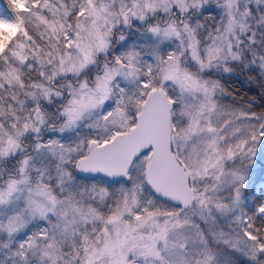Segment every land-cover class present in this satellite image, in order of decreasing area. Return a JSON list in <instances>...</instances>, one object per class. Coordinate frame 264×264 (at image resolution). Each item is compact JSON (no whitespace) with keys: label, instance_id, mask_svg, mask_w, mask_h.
Segmentation results:
<instances>
[{"label":"snow or ice","instance_id":"6c2138e0","mask_svg":"<svg viewBox=\"0 0 264 264\" xmlns=\"http://www.w3.org/2000/svg\"><path fill=\"white\" fill-rule=\"evenodd\" d=\"M264 0H0V264H264Z\"/></svg>","mask_w":264,"mask_h":264},{"label":"rangeland","instance_id":"374dc122","mask_svg":"<svg viewBox=\"0 0 264 264\" xmlns=\"http://www.w3.org/2000/svg\"><path fill=\"white\" fill-rule=\"evenodd\" d=\"M251 187L255 189L256 195L264 187V155H258L251 172Z\"/></svg>","mask_w":264,"mask_h":264}]
</instances>
